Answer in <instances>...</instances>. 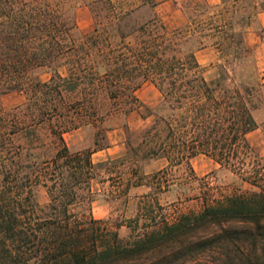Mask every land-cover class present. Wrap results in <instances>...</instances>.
Listing matches in <instances>:
<instances>
[{
	"label": "trees",
	"instance_id": "1",
	"mask_svg": "<svg viewBox=\"0 0 264 264\" xmlns=\"http://www.w3.org/2000/svg\"><path fill=\"white\" fill-rule=\"evenodd\" d=\"M83 2L95 20L79 34L74 11ZM161 2L0 0V99L26 95L21 106L0 107V264H205L212 254L220 264L238 258L260 264L244 255L264 236V166L250 163L247 139L259 127L258 89L230 81L226 70L207 78L197 57L207 46L201 40L207 23L192 15L171 25L157 11ZM187 7L204 14L210 5L188 1ZM232 27L228 21L215 27L222 53L243 47ZM194 35L200 40L187 50ZM39 69L50 70V78L42 80ZM146 81L171 110L143 132L148 155L182 163L205 153L244 170L258 189L205 202L173 220L150 203L128 221L131 234L124 238L91 212L92 183L115 159L95 162L90 150L72 151L65 134L113 113L130 114ZM103 97L109 107L101 113ZM138 146L126 156L138 154ZM36 186L47 189V203L38 201Z\"/></svg>",
	"mask_w": 264,
	"mask_h": 264
},
{
	"label": "rangeland",
	"instance_id": "2",
	"mask_svg": "<svg viewBox=\"0 0 264 264\" xmlns=\"http://www.w3.org/2000/svg\"><path fill=\"white\" fill-rule=\"evenodd\" d=\"M80 0H69L75 4ZM192 4L205 0H168L159 7L158 13L167 23L180 25L194 16L197 21L207 23L205 33L201 38L207 44L198 52L199 61L207 78H217L220 73L227 72L230 81L253 85L258 89L255 101L257 107L253 113L259 127L247 135L252 148L250 163L264 166V83L261 80L264 59L256 48L236 46L222 53L216 42L218 37L215 27L224 22L233 23L232 33L236 40L240 39L246 28L254 21L259 9L264 8V0H226L216 6H210L199 14ZM203 9V8H202ZM194 12V13H193ZM79 34L90 31L94 26V15L87 3L77 5L75 11ZM146 15L152 12L147 10ZM187 44V50L197 46L200 35H194ZM231 41V40H230ZM224 57L220 59V56ZM260 55L261 58L258 56ZM38 75L42 80H48L51 72L48 69H39ZM139 102L128 115L113 113L98 123V125L82 126L65 134L67 144L72 151H92L95 162L115 159L111 164L102 168L92 183L91 212L94 218L103 221V225L112 230H118L121 237L129 238L131 231L127 226L142 207L150 203H158V214L170 220L179 214L202 210L205 202H212L225 195L258 188L244 179V170L231 166H224L205 153H198L195 157L182 163L169 162L165 158L152 157L147 154V144L143 141V132L155 123L160 116H167L171 110L162 102V94L158 86L152 81L144 82L137 90ZM26 101L22 92H13L0 99V107L10 111L21 106ZM102 99L104 113L109 104ZM163 125V124H162ZM161 125V126H162ZM160 126V127H161ZM39 133L50 141L49 129L45 125L38 127ZM138 154L127 155L130 146L139 147ZM246 165L245 170H251ZM38 201L45 204L49 200L47 189L43 186L34 188ZM77 213H85L82 207H77ZM259 263L264 264V236L260 235L257 247L247 251ZM205 264H220L215 255H208ZM199 264V263H193ZM223 264H244L240 258Z\"/></svg>",
	"mask_w": 264,
	"mask_h": 264
},
{
	"label": "crops",
	"instance_id": "3",
	"mask_svg": "<svg viewBox=\"0 0 264 264\" xmlns=\"http://www.w3.org/2000/svg\"><path fill=\"white\" fill-rule=\"evenodd\" d=\"M166 1L168 0H162L160 5H162ZM205 2L206 4L210 6H216V5H219L222 2V0H205ZM243 37H244V45L246 48H250V47L256 48L259 54L264 53V9L263 8L259 9L256 12L252 25L250 24L246 28V30L244 31ZM198 52H197V57H198ZM258 57L259 58L262 57L264 59V55L261 57L259 55ZM260 78L262 82L264 83V67H262Z\"/></svg>",
	"mask_w": 264,
	"mask_h": 264
}]
</instances>
